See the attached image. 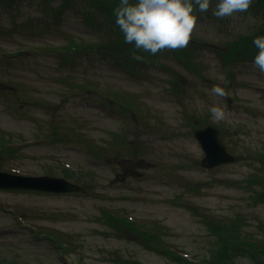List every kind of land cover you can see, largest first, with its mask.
<instances>
[{"label": "rangeland", "instance_id": "1", "mask_svg": "<svg viewBox=\"0 0 264 264\" xmlns=\"http://www.w3.org/2000/svg\"><path fill=\"white\" fill-rule=\"evenodd\" d=\"M61 1L0 0V170L54 174L82 189L0 190V257L17 255L18 264H208L221 245L211 221L236 226L241 243L264 245V183H255L264 182V74L253 67L251 47L228 67L217 53L261 34L264 9L257 0L224 19L213 15L218 0L193 13L191 40L204 45L200 56L197 47L192 53L197 74L172 50L148 68L125 70L119 42L98 39L102 48L88 60L91 68L62 66L48 46L94 39L74 15L50 17ZM17 51L29 53L25 62H4V53ZM217 84L227 97L210 94ZM213 106L225 108L224 120L212 119ZM204 121L222 129L234 163L201 166L194 132ZM122 219L143 231L160 227L165 250L129 239ZM233 259L257 264L251 255Z\"/></svg>", "mask_w": 264, "mask_h": 264}, {"label": "clouds", "instance_id": "2", "mask_svg": "<svg viewBox=\"0 0 264 264\" xmlns=\"http://www.w3.org/2000/svg\"><path fill=\"white\" fill-rule=\"evenodd\" d=\"M252 3L253 0H218L213 15L218 19L232 17L236 13L247 12ZM210 4L211 0H138L135 4L130 0H120L113 14L124 42L135 46L132 59L142 62L144 57L137 55V51L155 56L164 50L187 48L197 26V16L193 13L208 11ZM252 43L258 49L253 67L264 74V36L256 37ZM210 94L225 98L229 92L217 84L210 89ZM209 111L214 121L226 118L223 107L213 106Z\"/></svg>", "mask_w": 264, "mask_h": 264}, {"label": "trees", "instance_id": "3", "mask_svg": "<svg viewBox=\"0 0 264 264\" xmlns=\"http://www.w3.org/2000/svg\"><path fill=\"white\" fill-rule=\"evenodd\" d=\"M66 1H69V0H66ZM83 1L85 3L89 2L88 4L89 5L91 4L92 7L85 6V9L83 10L84 5L78 6L76 3V0H71V7L77 8L79 10V11H76V13L78 14V19L82 20L83 22L82 24L85 25L87 28H89L94 33V37L96 40L97 39L101 40L103 41L104 44H110L116 41L119 42L118 45L121 47V50L125 51L126 53V56H125L126 65H124V68H126L127 70H132L134 68L137 69L139 68L140 65L145 66L148 64H152L154 62H158L159 56L162 53L168 52V50H164L162 52H158L155 56H153L148 52L137 51L136 52L137 55H141V56L144 55V60L142 62L135 61L134 59H132V53L136 51L134 44L127 45L124 42L123 33L120 31L119 27L116 26L115 24V16L113 14V9L119 7L120 0H99L95 2H91V0H83ZM137 2L138 0H130V3L132 4H135ZM74 4H76V6H74ZM256 6L258 8L264 9V0H257ZM58 12L60 11L58 10L57 12H55V15ZM262 35L264 36V29L261 32V34L259 33V35H255L252 38L247 37L244 40L236 42L232 45L229 44L227 46L228 47L227 50H218L219 52L217 53L221 56L222 61H223L222 65L228 67L231 61L235 60L236 57H238V55H241L245 50H249L250 47L251 49L249 50V54H250L249 57L254 58L255 55L258 53V49L255 48L252 41L256 37L262 36ZM120 37L121 39L119 41ZM80 41H84V43L80 44V42L77 43L76 41H70L68 44L64 45V47L62 48L58 47V48H52V49H54L56 52L60 51L62 55V59L65 62L70 61L73 63L75 62L77 63L80 60H84L83 58H85L86 52L89 50V48L91 49L95 47L102 48L100 45L99 46L95 45L94 44L95 42L91 43L90 41H86L84 39H81ZM203 46H204L203 43H195V41L193 43L191 40L190 45L187 48L183 50H173V52L175 53L176 51L175 54L177 58L184 60L186 65L190 66L192 69H196V65L192 60V53L194 52L195 47H197L198 54H201V52L203 51L201 50ZM180 51L182 53V56H181V53H179ZM195 54H196V51H195ZM82 63L86 64V62L84 61H82ZM205 124L207 123L205 122ZM3 142L5 143L3 144V146L6 147V143L8 141L3 140ZM260 161L264 167V154L261 156ZM260 180L261 179L257 177V181H255V183L257 184L264 183L263 181H260ZM124 223L126 225V227L124 228L128 232H130V234H132L135 239H137L139 242H141L143 245H145L149 249H151L152 245H154V247L152 248L156 252H161L165 250V249H162V247L159 245V243H162V239L158 237V233L162 235L163 234L162 231H159L158 229H150L148 232L143 233V232L138 231L135 224L129 221H124ZM250 246H251L250 250L236 249L235 251H233L235 248L230 247L229 249V246H225V248L222 249V253L219 257L221 259V264H235L233 257H235L236 255H240V256L251 255L255 263L264 264L259 261L260 256L264 258V247L260 249L254 244H251ZM14 257L15 258H12L13 260L12 259L6 260V258L0 257V264H18L15 260V259H18V256L15 255Z\"/></svg>", "mask_w": 264, "mask_h": 264}, {"label": "water", "instance_id": "4", "mask_svg": "<svg viewBox=\"0 0 264 264\" xmlns=\"http://www.w3.org/2000/svg\"><path fill=\"white\" fill-rule=\"evenodd\" d=\"M21 54L16 53L9 55L11 57H18ZM196 137L200 140L206 157L203 161V166L206 168H213L222 163L233 161V157L226 152L225 147L218 139V132L209 127L196 133ZM0 189L5 190H31V191H45V192H69L77 191V186L71 185L61 179L52 177H24L15 176L8 173L0 172Z\"/></svg>", "mask_w": 264, "mask_h": 264}]
</instances>
